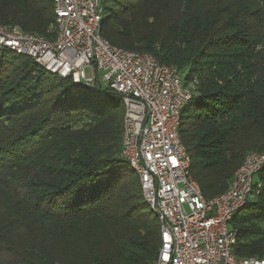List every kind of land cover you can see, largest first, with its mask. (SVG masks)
Returning a JSON list of instances; mask_svg holds the SVG:
<instances>
[{
    "label": "trees",
    "instance_id": "obj_1",
    "mask_svg": "<svg viewBox=\"0 0 264 264\" xmlns=\"http://www.w3.org/2000/svg\"><path fill=\"white\" fill-rule=\"evenodd\" d=\"M101 36L174 67L193 94L179 138L205 198L264 150V0H99ZM52 0H0V25L54 38ZM83 86V87H82ZM0 50V264H152L160 226L120 157L124 104ZM99 92L97 97L91 92ZM186 111V116L182 113ZM261 191L234 216V254L264 259ZM96 233L83 258L59 241Z\"/></svg>",
    "mask_w": 264,
    "mask_h": 264
},
{
    "label": "built area",
    "instance_id": "obj_2",
    "mask_svg": "<svg viewBox=\"0 0 264 264\" xmlns=\"http://www.w3.org/2000/svg\"><path fill=\"white\" fill-rule=\"evenodd\" d=\"M54 38L0 25V50L30 57L60 77L104 87L124 104L120 157L138 175L145 202L156 212L160 247L152 264H264L234 254V216L261 191L254 176L264 168V150L249 152L228 188L205 198L190 172L179 138L181 112L193 94L171 66L152 55L112 45L100 34L99 0H52ZM87 69L90 75H87ZM167 257V259H165Z\"/></svg>",
    "mask_w": 264,
    "mask_h": 264
},
{
    "label": "rangeland",
    "instance_id": "obj_3",
    "mask_svg": "<svg viewBox=\"0 0 264 264\" xmlns=\"http://www.w3.org/2000/svg\"><path fill=\"white\" fill-rule=\"evenodd\" d=\"M87 75H90L89 70L87 69ZM182 77V76H181ZM183 79V77H182ZM98 81L101 87H104L103 82L101 81V77L100 75H98ZM190 84V83H189ZM83 87V86H82ZM85 87V86H84ZM93 95L99 97L100 94L99 92H91ZM183 116H186V111H184L182 113V118ZM259 176L258 174L254 176V183L258 182ZM254 202V200H250L249 203ZM144 210L149 213L151 215V217L153 218V220L155 222H158V215L156 214V212L154 210L151 209V207L147 204V202L144 201ZM249 210L248 209H241L239 211V215H243L244 213H247ZM96 235V233L93 232H87L85 233V236H81L77 235L72 237V234L70 236H68V238L59 241L56 246V250L59 253V255L61 256L62 259L64 260H80L83 258V242H88L90 239H94V236Z\"/></svg>",
    "mask_w": 264,
    "mask_h": 264
},
{
    "label": "water",
    "instance_id": "obj_4",
    "mask_svg": "<svg viewBox=\"0 0 264 264\" xmlns=\"http://www.w3.org/2000/svg\"><path fill=\"white\" fill-rule=\"evenodd\" d=\"M77 83L81 85H85L86 87H92V88H98L100 86L99 81H93L92 83L87 84L86 81L79 79Z\"/></svg>",
    "mask_w": 264,
    "mask_h": 264
},
{
    "label": "snow or ice",
    "instance_id": "obj_5",
    "mask_svg": "<svg viewBox=\"0 0 264 264\" xmlns=\"http://www.w3.org/2000/svg\"><path fill=\"white\" fill-rule=\"evenodd\" d=\"M165 259H167V257H165Z\"/></svg>",
    "mask_w": 264,
    "mask_h": 264
}]
</instances>
